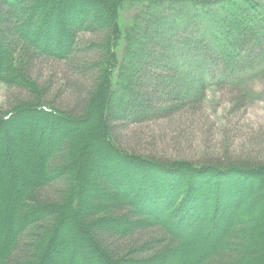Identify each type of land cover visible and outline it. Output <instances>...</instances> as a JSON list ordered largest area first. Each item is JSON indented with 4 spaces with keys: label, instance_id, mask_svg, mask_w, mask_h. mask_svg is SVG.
I'll return each mask as SVG.
<instances>
[{
    "label": "trees",
    "instance_id": "1",
    "mask_svg": "<svg viewBox=\"0 0 264 264\" xmlns=\"http://www.w3.org/2000/svg\"><path fill=\"white\" fill-rule=\"evenodd\" d=\"M256 77L264 0H0V264H264V159L130 144Z\"/></svg>",
    "mask_w": 264,
    "mask_h": 264
},
{
    "label": "rangeland",
    "instance_id": "2",
    "mask_svg": "<svg viewBox=\"0 0 264 264\" xmlns=\"http://www.w3.org/2000/svg\"><path fill=\"white\" fill-rule=\"evenodd\" d=\"M138 11L139 8L132 5L125 7L123 20L126 26ZM245 91L250 96V102L236 126L230 124L227 95L218 88H211L207 92L204 118L189 124L181 120H162L133 125L130 133L137 134L139 131L145 136L130 144L137 151L155 153L171 160L207 162L225 151L229 156L254 153L264 159V152L261 154L254 144L256 141L264 142V78H254L246 85ZM7 94V87L0 85V108L5 107ZM142 110L137 105L130 106L131 113ZM262 148L264 150V145Z\"/></svg>",
    "mask_w": 264,
    "mask_h": 264
}]
</instances>
